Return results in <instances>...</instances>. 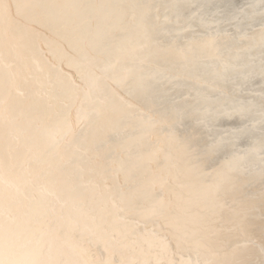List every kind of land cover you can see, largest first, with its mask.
<instances>
[{
    "label": "bare ground",
    "instance_id": "bare-ground-1",
    "mask_svg": "<svg viewBox=\"0 0 264 264\" xmlns=\"http://www.w3.org/2000/svg\"><path fill=\"white\" fill-rule=\"evenodd\" d=\"M216 8L0 0V264H264V22Z\"/></svg>",
    "mask_w": 264,
    "mask_h": 264
},
{
    "label": "water",
    "instance_id": "water-1",
    "mask_svg": "<svg viewBox=\"0 0 264 264\" xmlns=\"http://www.w3.org/2000/svg\"><path fill=\"white\" fill-rule=\"evenodd\" d=\"M207 1H212L213 3H216V6H217V8H216L217 9V13L215 15L216 16V20H209V22H211V23L212 22L213 23L216 22V23L225 24L224 28L227 29L228 32H231L228 35L233 34L234 37H238V36H240L242 34V30L240 31L239 29L235 28V24L238 23V21L243 22L238 14H239L240 11L244 12V10H246L249 7V4L255 5V7L257 8L256 11H260L262 16L260 17L261 20H256L254 22H250L249 24H247V26H249V25L251 26V24H257V23H260V22H264V12H261L263 10L262 0H260V3H257L258 0H239L238 5L232 7L233 10L228 9V8L225 10L224 7H227V4L225 5L224 2H223V4L222 3L219 4L221 0H207ZM217 4H219V5H217ZM205 9L206 8H203V11ZM204 12H206V11H204ZM228 12H230V13L235 12V13L229 14L230 16H227ZM241 17H242V14H241ZM226 19H227V22L224 23V21H226ZM209 26L214 27L213 24H211ZM225 29H223V30L225 31ZM222 47H223V51L222 52H225V53H229L230 52V55L228 57L229 58L228 62H230V60H231L232 62L230 64H232V65L228 69H227V66H226V70H224L225 73H228L236 65L239 67V63L237 62V59L235 58V56H237V53L235 51H232V52L229 51L228 48H230V46L228 48H226V46L224 44H222ZM263 47L264 46H262L261 48H258V50H257L258 53H256L257 55L256 54L254 55L255 57H259L261 55V53L263 54V52H264V48ZM215 59H217V58H215ZM204 63H205V66H207V67H209V66L212 67L214 65V63L211 60H205ZM223 65H225V64H223ZM224 68H225V66H224ZM233 76H235V75L233 74ZM244 86H246V85H244ZM244 88H246V87H241V91H245L246 89H244Z\"/></svg>",
    "mask_w": 264,
    "mask_h": 264
}]
</instances>
